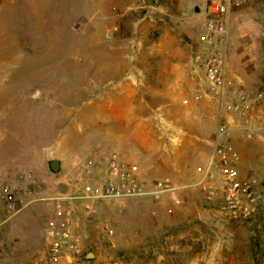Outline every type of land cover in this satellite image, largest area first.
<instances>
[{"label": "rangeland", "instance_id": "obj_1", "mask_svg": "<svg viewBox=\"0 0 264 264\" xmlns=\"http://www.w3.org/2000/svg\"><path fill=\"white\" fill-rule=\"evenodd\" d=\"M211 1L0 0V190L21 197L0 210V264H264V0H221L223 32ZM240 93L247 112L228 108ZM221 145L261 184L246 217L195 184ZM110 152L185 187L81 197L99 176L84 163Z\"/></svg>", "mask_w": 264, "mask_h": 264}, {"label": "built area", "instance_id": "obj_2", "mask_svg": "<svg viewBox=\"0 0 264 264\" xmlns=\"http://www.w3.org/2000/svg\"><path fill=\"white\" fill-rule=\"evenodd\" d=\"M209 13L217 16V20H210L209 26L216 32H223L226 28L223 18L228 13L227 3L212 0ZM205 72L212 89L222 85L224 82L223 59L216 54L211 56L207 61ZM238 98L239 100L229 104L228 108L247 112L250 108L248 99L243 93H240ZM211 155L205 166L197 168L200 179L195 184L200 186L209 199L222 201L220 210L225 215L248 216L252 207L262 199L260 182L253 177L241 176L235 165L238 153L232 145L217 146ZM83 166L86 172L99 173L96 182H88L83 187L81 197L91 200L177 195L185 187L180 178L173 176L150 181L142 180L139 166L123 160L116 152L104 155L95 154L89 157ZM66 198L65 195L56 197L59 203ZM20 202L21 197L11 190L7 183H3L0 190V210L4 213L11 212V210L16 211ZM5 219L3 217V221ZM53 250H58L57 244Z\"/></svg>", "mask_w": 264, "mask_h": 264}, {"label": "water", "instance_id": "obj_3", "mask_svg": "<svg viewBox=\"0 0 264 264\" xmlns=\"http://www.w3.org/2000/svg\"><path fill=\"white\" fill-rule=\"evenodd\" d=\"M196 10H198L196 8ZM48 168L52 173H58L61 169V160L60 159H50L47 162ZM88 257H92V253H88Z\"/></svg>", "mask_w": 264, "mask_h": 264}, {"label": "crops", "instance_id": "obj_4", "mask_svg": "<svg viewBox=\"0 0 264 264\" xmlns=\"http://www.w3.org/2000/svg\"><path fill=\"white\" fill-rule=\"evenodd\" d=\"M195 173H196V175H195V176H193V177H198V176H200V174H199V173H197L196 171H195Z\"/></svg>", "mask_w": 264, "mask_h": 264}]
</instances>
